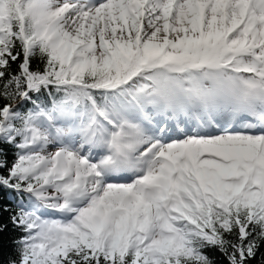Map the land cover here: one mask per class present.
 <instances>
[{"label": "snow or ice", "instance_id": "snow-or-ice-1", "mask_svg": "<svg viewBox=\"0 0 264 264\" xmlns=\"http://www.w3.org/2000/svg\"><path fill=\"white\" fill-rule=\"evenodd\" d=\"M0 194V264H264V0H0Z\"/></svg>", "mask_w": 264, "mask_h": 264}, {"label": "trees", "instance_id": "trees-1", "mask_svg": "<svg viewBox=\"0 0 264 264\" xmlns=\"http://www.w3.org/2000/svg\"><path fill=\"white\" fill-rule=\"evenodd\" d=\"M9 159H11V157H9ZM0 195H2V194H0ZM9 199H10V197H9Z\"/></svg>", "mask_w": 264, "mask_h": 264}]
</instances>
